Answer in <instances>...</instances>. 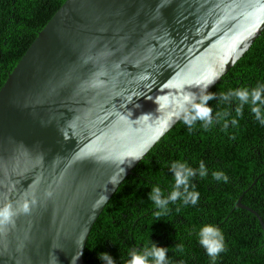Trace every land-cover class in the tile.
<instances>
[{"label": "water", "instance_id": "water-1", "mask_svg": "<svg viewBox=\"0 0 264 264\" xmlns=\"http://www.w3.org/2000/svg\"><path fill=\"white\" fill-rule=\"evenodd\" d=\"M263 30L264 0H65L0 87V205L36 200L0 226V264H87L93 223L177 98Z\"/></svg>", "mask_w": 264, "mask_h": 264}, {"label": "trees", "instance_id": "trees-1", "mask_svg": "<svg viewBox=\"0 0 264 264\" xmlns=\"http://www.w3.org/2000/svg\"><path fill=\"white\" fill-rule=\"evenodd\" d=\"M65 0H0V87L10 71ZM264 85V30L244 54L207 93L213 109L211 125L197 120L191 126L180 118L134 166L109 198L93 223L83 251L87 264H106L98 253L107 252L115 264H127L130 251L151 243L168 249L167 264H264V124L231 95L237 88ZM221 93H229L222 99ZM259 103V102H257ZM264 110V105H260ZM227 113L219 119L217 113ZM232 119L237 124L231 123ZM194 169L189 191L199 193L196 204L181 197L167 201L164 215L149 198L153 186L167 199L174 190L173 161ZM203 161L206 175L201 176ZM223 172L227 180H217ZM183 191V186L180 187ZM217 226L224 235V250L215 260L199 243L203 224ZM183 245V250L178 249Z\"/></svg>", "mask_w": 264, "mask_h": 264}, {"label": "clouds", "instance_id": "clouds-1", "mask_svg": "<svg viewBox=\"0 0 264 264\" xmlns=\"http://www.w3.org/2000/svg\"><path fill=\"white\" fill-rule=\"evenodd\" d=\"M217 78L218 76H214L204 82L202 90L203 94H201L198 99L192 92H188L182 97L177 98L175 102L176 108L173 115L182 118L184 123L189 126L197 120L203 121L205 127L211 125L213 121V109L207 102L213 99L214 94L207 93L206 89L208 85L214 82ZM231 95H234L241 102L240 106L236 108L237 116L241 114L243 104H249L256 119L261 124H264V110H262L260 106L264 105V85H259L252 89L246 87L237 88L231 91ZM221 97L226 100L229 98V93H221ZM225 116H227V113H217L219 119H224ZM231 123L235 125L237 124V120L232 119ZM136 159H139V156H137ZM171 167L174 173V190L170 193L169 197L167 199L162 198L161 189L158 186H153L149 194V198L159 208V211L155 213L157 217L165 214L168 200L175 201L178 197H181L185 203L190 202L191 204H196L199 198L198 192L189 191V178L193 176L194 169L189 167L185 161L181 160L173 161ZM199 170L201 176L206 175L203 161L199 164ZM213 176L217 180H227V176L223 172H213ZM181 186H183V191L179 190ZM238 200L240 202V197ZM35 203L36 200L34 194L31 198L26 194L25 198L19 201L18 205L14 206L10 201L0 205V226L14 223V218L18 214L28 213L31 206ZM197 235L199 243L204 247L207 255L214 261L216 256L222 252L225 247L223 232L217 226L206 223L199 228ZM177 247L179 250H183V245H178ZM167 252L168 249L166 247L151 243V245L146 246L143 251H130V259L127 261V264H167ZM81 254L82 253L78 252L73 256L72 264H75ZM98 256L100 259L106 261V264H115V261L107 252H100L98 253Z\"/></svg>", "mask_w": 264, "mask_h": 264}]
</instances>
